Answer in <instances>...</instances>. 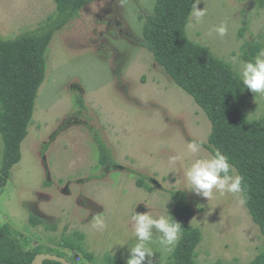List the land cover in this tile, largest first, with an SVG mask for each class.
<instances>
[{
	"label": "rangeland",
	"instance_id": "obj_1",
	"mask_svg": "<svg viewBox=\"0 0 264 264\" xmlns=\"http://www.w3.org/2000/svg\"><path fill=\"white\" fill-rule=\"evenodd\" d=\"M154 2L93 0L54 34L22 158L0 194V224L21 232L26 247L65 251L73 261L89 264H103V256L111 254L126 264L135 241L134 212L166 214L168 202L171 215L173 192L184 191L193 207L189 224L202 231L196 263H249L264 246V235L247 206L232 194L208 200L187 191L183 173L197 158L187 152V143L203 141L211 151L212 126L144 46L140 17L153 12ZM198 7L207 16L193 29L186 26L187 36L219 58L232 66L237 54L245 60L254 40L264 49V6L257 0H201ZM55 11L54 0H0V37L34 29ZM221 21L227 34L208 35ZM243 108L248 118L262 121L264 96L246 88ZM97 137L112 164L100 163ZM3 151L0 135V164ZM97 216L105 228L93 226ZM32 217L41 222L32 223ZM153 248V264H167L171 253L158 244ZM84 253H92L94 261Z\"/></svg>",
	"mask_w": 264,
	"mask_h": 264
},
{
	"label": "trees",
	"instance_id": "obj_2",
	"mask_svg": "<svg viewBox=\"0 0 264 264\" xmlns=\"http://www.w3.org/2000/svg\"><path fill=\"white\" fill-rule=\"evenodd\" d=\"M93 0H54L56 11L45 22L15 36L0 37V135L4 141L0 164V194L6 187L11 170L22 158V141L28 134L36 97L46 77L47 51L54 34L79 16L80 10ZM264 6V0H257ZM193 0H155L153 12L142 15L144 46L172 79L205 111L211 122L210 149L217 148L243 177L247 193L246 206L264 235V118H248L243 103L246 87L236 76L233 66L216 56L209 47L194 42L186 33ZM244 51V59H253L261 49L254 40ZM83 105V99H77ZM100 163L112 164L111 153L97 137ZM171 216L182 224L179 243L167 264H197V247L202 240L200 228L189 224L193 207L184 191L173 192ZM32 223L41 222L36 217ZM21 232L9 223L0 224V264H32L40 252L52 253L39 244L26 247ZM81 249L80 245L64 243ZM57 255L74 264H89L70 259L65 251ZM94 261L92 253H84ZM43 264H63L45 260ZM103 264H124L111 254L103 256ZM213 264H226L221 260ZM264 264V246L249 263Z\"/></svg>",
	"mask_w": 264,
	"mask_h": 264
},
{
	"label": "clouds",
	"instance_id": "obj_3",
	"mask_svg": "<svg viewBox=\"0 0 264 264\" xmlns=\"http://www.w3.org/2000/svg\"><path fill=\"white\" fill-rule=\"evenodd\" d=\"M201 0H193L187 23L188 29L201 25L207 16V9H200L198 5ZM224 37L228 32V25L221 21L208 33ZM233 70L243 86L255 95L264 96V49L251 60H243L240 55L232 57ZM187 152L197 157L188 164L184 170L187 191L212 199L214 194L224 196L232 194L238 198L241 205L247 202V193L243 187V177L229 162V157L217 148L208 151L203 141H189ZM205 153L199 157L200 153ZM173 157V162L176 161ZM165 213L153 216L149 211L137 213L130 218V226L135 237L134 243L128 246L129 257L126 264H153V245L158 244L164 252L172 253L181 239L182 224L172 218L166 207ZM96 228H105V221L97 216L95 218ZM120 246H124L121 244Z\"/></svg>",
	"mask_w": 264,
	"mask_h": 264
},
{
	"label": "water",
	"instance_id": "obj_4",
	"mask_svg": "<svg viewBox=\"0 0 264 264\" xmlns=\"http://www.w3.org/2000/svg\"><path fill=\"white\" fill-rule=\"evenodd\" d=\"M55 260L59 261L63 264H74L72 261L68 260L66 257L54 254V253H47V252H40L38 253L34 260L32 261V264H43L45 260Z\"/></svg>",
	"mask_w": 264,
	"mask_h": 264
}]
</instances>
